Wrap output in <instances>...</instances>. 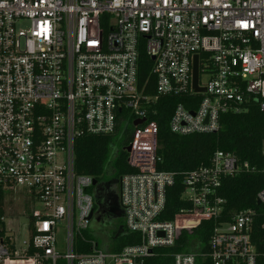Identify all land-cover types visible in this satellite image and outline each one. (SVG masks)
I'll list each match as a JSON object with an SVG mask.
<instances>
[{"label": "built area", "instance_id": "built-area-1", "mask_svg": "<svg viewBox=\"0 0 264 264\" xmlns=\"http://www.w3.org/2000/svg\"><path fill=\"white\" fill-rule=\"evenodd\" d=\"M143 54L150 65L140 79ZM195 55L203 90L193 86ZM164 97L187 100L168 122L180 135L216 131L221 114L250 105L264 111V0H0V264H142L202 220H214L207 249L175 252L173 264H256L257 210L220 220L223 178L257 169L233 152L218 149L186 172L181 198L190 207L161 218L175 173L158 168L149 118ZM126 133L133 171L120 177L119 202L140 240L108 251L84 235L94 177L75 171V141ZM256 200L264 210V186Z\"/></svg>", "mask_w": 264, "mask_h": 264}, {"label": "trees", "instance_id": "trees-1", "mask_svg": "<svg viewBox=\"0 0 264 264\" xmlns=\"http://www.w3.org/2000/svg\"><path fill=\"white\" fill-rule=\"evenodd\" d=\"M150 59L142 55L140 59L139 77L143 79L148 74ZM186 98L164 97L156 102V113L150 115L157 124V153L160 156L158 168L175 173L173 185L166 190L165 209L162 219H171L181 209L190 205L181 198L184 174L190 170L207 165L214 151L221 149L233 152L240 161H247L256 167L254 172H241L226 176L222 180L219 194L225 198V206L220 220H228L231 213L239 209L252 207L257 210L254 219L251 240L255 247L256 264H264V210L256 203V193L264 186V111L257 105L239 113H224L220 116V126L213 132H195L180 135L170 131L168 122L174 106L178 102L186 103ZM130 139L118 134H83L75 141L74 168L79 174L92 175L97 181L108 166H112L113 182L124 173L132 172L127 163L125 143ZM119 143L118 150L115 143ZM100 183L99 190L107 183ZM94 191V187L91 188ZM98 190V191H99ZM3 204V193L0 192V212ZM97 196L94 208L100 207ZM214 220H202L191 231H181L173 246L155 248L142 264H173L172 254L178 251L190 250L193 247L201 251L207 249L209 234ZM121 230L119 231V228ZM84 235L92 237L88 231ZM140 236L136 232L126 230L123 215L117 217V224L112 233H108L107 241L100 246L108 251H119L124 245L137 243ZM98 246L99 243L97 242ZM90 245L78 240V250H89Z\"/></svg>", "mask_w": 264, "mask_h": 264}, {"label": "rangeland", "instance_id": "rangeland-1", "mask_svg": "<svg viewBox=\"0 0 264 264\" xmlns=\"http://www.w3.org/2000/svg\"><path fill=\"white\" fill-rule=\"evenodd\" d=\"M127 135H128L127 133L124 134V137L125 136L127 137ZM118 146H120L119 143L118 142L115 143L114 147L117 148ZM262 146L264 148V141H263ZM113 178H114V172H113L112 166L110 165L108 166V168L106 169V171L104 172V174L100 177L98 181L102 183L103 182L107 183L111 181ZM5 198H6V202H8V199L11 198V195L7 194ZM13 201L18 205L20 204L18 203L17 199H14ZM6 206H9V204H7ZM21 223L24 225L25 219H23ZM8 226L13 231L18 230V225L12 219L8 220ZM109 231H110V225L106 222H95L91 220L89 224V228H88V232L99 243V247L102 246V244L107 241ZM25 236H26V233L25 231H23L21 237H25ZM57 246H58L59 251L63 252V248H64V223L63 222H61L58 225ZM60 264H63V263H60Z\"/></svg>", "mask_w": 264, "mask_h": 264}, {"label": "flooded vegetation", "instance_id": "flooded-vegetation-1", "mask_svg": "<svg viewBox=\"0 0 264 264\" xmlns=\"http://www.w3.org/2000/svg\"><path fill=\"white\" fill-rule=\"evenodd\" d=\"M118 148L119 146L115 149L118 150ZM119 191V178L117 180H114L113 182L107 183L98 191V198L101 204L99 207L97 218L100 220V222H106L110 225L109 233H112L114 231L117 224V217L123 215V209L119 202Z\"/></svg>", "mask_w": 264, "mask_h": 264}, {"label": "water", "instance_id": "water-1", "mask_svg": "<svg viewBox=\"0 0 264 264\" xmlns=\"http://www.w3.org/2000/svg\"><path fill=\"white\" fill-rule=\"evenodd\" d=\"M197 78H198V65H197V55L194 56V62H193V86L195 90H203L200 87L197 86ZM144 119H137L134 120V124L141 123ZM126 150H129V146L126 147ZM120 180V178H119ZM92 184L94 186V191H93V198L94 202L96 203V198L98 196V190L100 187V183L94 178L92 181ZM112 199V198H111ZM256 203H259V200H256ZM99 211V206L97 208H94L91 213H90V219L95 222H100V220L97 218V214ZM121 230V227L119 228V231Z\"/></svg>", "mask_w": 264, "mask_h": 264}]
</instances>
